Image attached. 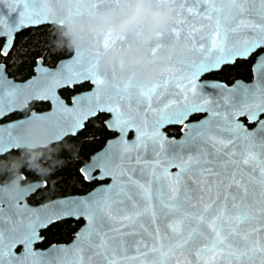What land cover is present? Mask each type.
Listing matches in <instances>:
<instances>
[{
	"label": "snow or ice",
	"instance_id": "1",
	"mask_svg": "<svg viewBox=\"0 0 264 264\" xmlns=\"http://www.w3.org/2000/svg\"><path fill=\"white\" fill-rule=\"evenodd\" d=\"M23 4L18 18L5 26L0 17V36L9 38L3 47L7 55L12 46L11 33L20 28L40 22L41 12L29 5L43 0H13ZM118 0H96L98 6L117 3ZM174 5L177 0H170ZM194 4H207L206 12L214 20L211 44L200 43L201 57L189 61L191 71L177 82L178 91L170 93V99L162 106H153V96L160 87L157 79L151 87L144 89L129 73L118 82L114 99L105 100L100 89L108 82L111 68L99 66L98 57L103 51L124 46L129 36L123 32L106 29L100 32L98 43L89 60L90 72H67L61 64L56 71L38 67L40 76H47L51 82L36 98L53 101V111H60L71 118L60 133L83 129L84 122L98 112H112L114 116L106 122V127L120 133L116 140H110L108 147L92 158V163L80 169L85 180L112 177L110 185L100 187L83 197L59 199L39 208H29L19 202L40 185H33L23 191L10 193L9 227L4 225L5 209L0 208V264H55L52 253L65 249L53 245L47 252L33 251L34 242L42 239L39 229L47 228L56 220L81 217L87 220L84 228L76 234L72 249L77 253L75 264H85L88 252L101 256L106 264H120L111 259L119 252L130 248L142 255L158 254L165 258L177 250L195 245L197 257L219 256L228 264H254L259 254L264 264V54H260L253 65L255 80L252 84L237 81L232 87L220 82L197 79L206 72L221 71L232 65L238 58L247 59L264 48V0L259 12L245 7L257 0H233L234 7L226 9L222 0H191ZM80 11V9H78ZM194 13V8H187ZM215 14L212 16L211 14ZM47 19V16H44ZM227 20L223 26L221 20ZM172 21L166 30L154 35L152 54L169 37L179 38L180 32ZM236 38L233 39L232 37ZM95 37V36H94ZM203 39V38H202ZM86 51L77 49L74 61ZM40 77H34L25 84H16L3 77L0 66V117L12 111L14 92L37 84ZM84 79L90 80L96 89L92 93L72 97V106L56 95V89L72 85ZM137 88L143 102L145 117L151 120L138 123L136 117L121 111L120 100ZM219 89L226 95L219 105L210 101L203 89ZM5 96L9 97L5 103ZM207 111L209 116L196 123L185 124L194 113ZM50 115V114H49ZM247 115L250 121H258L255 129L249 131L236 117ZM18 121L0 127V153L17 147L15 132L22 125ZM183 125L181 139H169L161 129L165 125ZM135 129L136 138L132 142L126 137L130 129ZM135 153V154H133ZM143 153H147L145 157ZM179 171L171 173L170 168ZM101 169L100 176L92 175L93 170ZM191 181V183H189ZM257 186L259 193L257 198ZM7 191L0 188V193ZM3 200L0 198V203ZM9 233L5 244V232ZM140 237L135 239V237ZM133 238V239H129ZM23 243V256L12 254V248ZM7 255V258H6ZM131 264L136 257H124ZM157 264V262H154Z\"/></svg>",
	"mask_w": 264,
	"mask_h": 264
},
{
	"label": "water",
	"instance_id": "2",
	"mask_svg": "<svg viewBox=\"0 0 264 264\" xmlns=\"http://www.w3.org/2000/svg\"><path fill=\"white\" fill-rule=\"evenodd\" d=\"M166 0H153V3L157 6L162 5L165 3ZM170 2V0H168ZM131 3V0H118L117 3L114 4H107L104 6H98L96 0H43L41 3L29 5L31 8H35L37 11L41 12L42 15L40 16V22L37 24L28 25L26 27L20 28L18 31L11 33L12 45L15 39V36L21 30L28 28V27H37L44 24H56L62 26L66 31L70 28H76L78 25L84 23L88 20H93L99 13L111 11L113 13L116 12L120 5H128ZM171 3V2H170ZM172 5V3H171ZM194 8V13H189L186 11L187 8ZM208 5L207 4H194L191 0H177V2L172 5L174 10V19L172 21H176L173 25L179 32V38H176L175 35L169 37L164 43L156 50L155 56L152 54V47H153V40L154 35L158 31L166 30L159 29L151 33V38L145 41L144 36L148 34V29L146 28L144 23H140L135 27H131L126 30H119L113 27L111 24L105 25L103 27L93 26L91 28L84 27L80 30L79 36L80 40L79 43L76 45H72V51L69 55L62 57L56 61L54 65H48L43 62L41 57L36 59V63L33 67V73L25 79H15L13 76H9L6 71V65L4 62H0V66H2L3 70V77L7 80H11L16 84H25L29 80H32L34 77H40L37 84L30 85L28 88L19 89L14 92L13 98V110L6 112L3 117H0V127L5 128L4 137L5 140L8 138V130L7 125L23 121L22 125H20L16 132H15V139L17 143V147L6 149L4 152L0 153V156L9 152L13 149L19 148H28L27 145L32 143V137L29 135V132L32 129L37 128L39 130L40 139L44 141H49V144L59 142L63 138L69 135H75L71 132H64V134H60L62 130L65 128L66 123H71V118L66 114L63 113V105H61L60 111H53L54 104L52 100L49 99H39L36 98L38 93L43 92L44 88L50 84L51 80L47 76H40L37 71L38 67H44L49 69L50 71H56L61 64L65 65V73L67 72H81L87 73L90 72L91 69L89 67V60L93 54L94 48L97 44L92 43L94 40L98 43L99 41V33L106 29H112L116 32H123L129 36L127 43L124 46L116 47L113 49H109L103 51L101 55L98 57V63L101 69L104 68H111L115 65V71L109 72L108 82L103 85L100 89V94L104 96L105 100L114 99L116 96L117 85L121 78H126L129 73L135 75L136 80L139 84L144 88L147 89L152 86L153 83L159 79L160 87L157 89V96L154 94L153 96V106H162V102H166L170 99V93L178 91L175 85L177 82H180L182 77L186 74H189L191 71L189 61H195L199 59L202 53L198 50L200 43H206L207 45L211 44V34L214 30V20L209 18V14L206 12ZM245 7L253 9L254 15L249 17L255 18V12H259L261 9V5L259 4L258 0L257 3L246 5ZM23 9V4L14 3L13 0H0V17L3 18L5 26L12 24L19 15V12ZM80 9V11H78ZM215 16V14H211ZM44 16H47V19H44ZM221 24L223 26H228V21L222 19ZM95 36V37H94ZM3 39L2 46H1V54H3V47L7 43L8 36H0ZM203 38V39H202ZM233 39L236 37L233 36ZM184 44L185 48L181 50L180 45ZM12 47V46H11ZM83 47L86 51L83 55L76 61H74V57H76L77 49ZM11 49V48H10ZM9 49V50H10ZM261 51L256 54L254 61L251 64V72H252V80L245 82L241 79L235 80L232 84H227L224 81L216 80V79H201V76L198 79L197 83L202 84L205 81L210 82H220L228 87H232L237 81H242L245 84H252L255 80L254 73L252 71L253 65L256 63V60L260 54H264V48H259ZM258 50V49H257ZM256 50V51H257ZM9 52V51H8ZM135 57H140V61L136 62L134 59ZM243 59V58H238ZM155 70V75L153 82L150 85H146L144 77L148 75L150 71ZM207 73V72H206ZM84 82H88L90 84V88L86 91H81L74 96L82 95L85 93H92L94 89H96V85H94L90 80L84 79L78 83L72 85H63L56 89V95L64 102V105L68 107L72 106V98L70 103H66L65 99L60 94V89L64 87H73L76 84H81ZM119 88L122 90L123 85L119 84ZM138 89L133 87L129 90L131 93L123 95V98L120 100V107L121 111L127 113L130 116L136 117L138 123H142L145 119L151 120V114L149 113L147 117L143 114V102L141 97L138 94ZM203 93L210 101H214L217 105L221 103L223 100L225 93H223L219 89H211L205 87L203 89ZM9 97L5 96V103H7ZM34 100L40 101H47L50 103V107L47 110L37 112L35 110H31L29 114L26 116L10 119L7 121H2V119L17 111H21L24 109L28 103ZM109 114V117L106 119L105 124L108 120L112 119L114 113L104 111ZM99 113V112H98ZM203 113V116L198 120L189 121L188 119L185 121V124L196 123L200 120H203L209 116V112L203 111L198 112ZM50 114V115H49ZM195 114V113H194ZM246 118L249 123H255L252 127H248L246 124L243 123L241 118ZM91 118V117H90ZM89 118V119H90ZM260 119H264V113L260 115ZM86 120L84 122H87ZM236 122L243 124L249 131L255 129L258 121H250L247 115H241L236 117ZM171 125V124H170ZM165 125L161 131L169 138V139H176L179 140L183 136L184 126L181 125V134L178 137L170 136L165 131ZM111 130V129H110ZM186 131V129H184ZM132 131V136L128 137L127 134V141L132 142L136 138V131L135 129H130L129 132ZM118 132V131H117ZM128 132V133H129ZM120 133L112 138L109 139L104 146L94 152L89 160L84 163L80 169L84 168L86 165H90L92 163V158L96 156L99 152L103 151L106 147H108V142L110 140H116L119 137ZM54 141V142H53ZM48 144V145H49ZM42 147L32 148L38 149ZM135 154V153H133ZM145 157L148 156L147 153H143ZM98 173L94 176L98 177L101 174V169L97 168ZM169 171L171 173H175L179 171L178 168L173 167L170 168ZM107 182L99 184L93 187L86 193L83 194H75V195H65L50 199L45 201L41 204L32 205L27 201V197L33 193L34 191H29L28 194L21 200L19 203L21 205L26 204L29 208H39L44 204L59 200L65 199L68 197H83L87 196L90 193L94 192L96 189L107 186L112 184L113 178L112 177H105ZM101 180V179H99ZM191 183V181H189ZM27 185L26 189H29L33 185H40L43 186V181H31L25 183ZM7 186L6 183H0V188H5ZM39 187V188H40ZM38 189V188H37ZM257 198L258 193L260 191L259 186H257ZM11 192L5 191L0 193V198H2L3 202L0 203V208L5 209L4 213V225L7 229L9 227V217L12 219H22L19 216H13L14 209L10 208V204L12 201L9 199V195ZM71 218V217H70ZM84 222L81 226L75 231L73 238L67 243H52L45 247L36 246V244L40 243L43 240V236L40 234V231L44 228L39 229V235L42 239L36 241L32 245L33 251H41L47 252L53 245H56L57 248H63V251H57L52 253V258L55 260V264H75L77 259V253L72 249V245L76 240V234L80 232L82 228L85 227L87 220L83 217ZM66 219V218H64ZM76 219V218H73ZM62 220V219H61ZM59 221V220H56ZM9 233L5 232V244L8 243ZM140 237H135V239H139ZM133 239V238H129ZM195 245L189 246L183 250H177L174 253L170 254L165 258H161L158 254L155 253H148L147 256H142L138 254L134 248H130L127 251L119 252L117 255L110 257L111 259H115L120 262V264H127L124 260V257H136L135 261H132L131 264H228V262L219 256L212 257L211 255H203L201 254L200 257H197L195 252ZM25 253V246L23 243H17L12 248V254L15 256H23ZM7 258V255H6ZM85 264H106V261L101 257L96 255L93 252H88L87 255L84 257ZM262 257L257 254L254 259V264H260ZM13 264H19L18 261H13ZM26 264H32L31 258L26 262Z\"/></svg>",
	"mask_w": 264,
	"mask_h": 264
},
{
	"label": "trees",
	"instance_id": "3",
	"mask_svg": "<svg viewBox=\"0 0 264 264\" xmlns=\"http://www.w3.org/2000/svg\"><path fill=\"white\" fill-rule=\"evenodd\" d=\"M66 30L56 24H44L37 27H28L15 36L13 45L7 55L0 51V62L6 65L9 76L15 79H25L33 73L36 59L41 57L44 63L54 65L62 57L72 51L70 37L64 35ZM3 39L0 38V50ZM253 55L245 59H237L232 65L224 67L221 71H214L216 77L230 80L234 77L248 78L251 72ZM82 83L77 86L87 87ZM110 134L102 121V114L90 118L83 129L75 135H69L49 144L47 147L31 149H13L0 156V181L12 176L14 164L23 162L19 171L23 172L27 179L45 181V186L38 189L32 196L34 201L67 193H81L92 187L95 182L86 181L80 173V166L85 162L91 152L97 149ZM42 151L44 155L39 157V163L44 167H52L55 170L46 177H41L34 171L27 169V157L32 152ZM61 160L64 161L61 164ZM81 224L80 220L63 219L50 224L42 231V246L51 242H66L73 236L75 230Z\"/></svg>",
	"mask_w": 264,
	"mask_h": 264
},
{
	"label": "clouds",
	"instance_id": "4",
	"mask_svg": "<svg viewBox=\"0 0 264 264\" xmlns=\"http://www.w3.org/2000/svg\"><path fill=\"white\" fill-rule=\"evenodd\" d=\"M222 3L225 5V8L229 10L235 6L233 0H222ZM173 19L174 10L168 0L160 6L155 5L153 0H131V3L128 5H120L115 13L111 11L99 13L95 19L85 21L76 28H70L63 34L70 37V45H76L80 40L79 32L84 27H103L111 24L113 27L123 31L135 27L140 23H144L148 29V34L144 36L145 41H147L151 38L152 32L167 28ZM180 48L183 50L185 45L181 44ZM134 59L136 62H139L141 58L135 57ZM154 75L155 70L150 71L148 75L144 77L146 85H150L153 82ZM29 135L32 137V143L27 145L29 150L32 148L48 146L49 141L40 139L39 130L37 128L32 129V131L29 132ZM42 155H44L42 151L32 152V154L27 157V169L36 172L41 177H46L50 175L55 168L44 167L41 165L38 161L39 157ZM60 163L63 164L64 161L61 160ZM22 166V161L14 164L15 170L13 171L11 178L6 181L7 186H4L7 191H23L26 189L27 185L21 183L25 179L24 173L19 171Z\"/></svg>",
	"mask_w": 264,
	"mask_h": 264
},
{
	"label": "flooded vegetation",
	"instance_id": "5",
	"mask_svg": "<svg viewBox=\"0 0 264 264\" xmlns=\"http://www.w3.org/2000/svg\"><path fill=\"white\" fill-rule=\"evenodd\" d=\"M260 51H261V49H258V50L256 51V53L253 54V59L255 58L256 54H258ZM253 61H254V60H253ZM253 61H252V62H253ZM43 62H44V61H43ZM213 72H214V71L207 72V73L203 74V75L201 76V79H216V80L224 81V82L227 83V84H232V83H233L235 80H237V79H241V80H243V81H245V82H248V81H251V80H252V73L250 74V76H249L248 78L234 77V78H232V79H230V80H226V79H222V78H219V77L214 76V75L212 74ZM84 83L89 84L88 82H84ZM81 84H82V83H81ZM77 85H78V84L74 85L73 87H64V88L60 89V94H61V96L65 99L66 103H70L71 98H72L73 95H75V94H77V93H79V92H81V91H86V90H88V89L90 88V84H89L87 87H83V88H80V87H78ZM49 107H50V103L47 102V101H40V100H37V101H36V100H34V101H31L30 103H28V105H27L24 109H22L21 111L13 112V113H11V114L5 116V117L2 119V121H7V120H10V119H15V118H20V117L26 116L27 114H29V112H30L31 110H35V111H37V112L44 111V110H47ZM99 113L102 114V121H103V124L106 126L105 121H106V119L109 117V114L106 113V112H99ZM99 113H97V115H98ZM202 116H203V113H195V114H192V115L189 117L188 120H189V121L198 120V119L201 118ZM91 118H92V117H91ZM88 120H89V119H88ZM241 120H242L243 123L246 124L248 127H252V126L255 124V123H249V122L247 121V119L244 118V117L241 118ZM106 128H107V127H106ZM107 129H108V128H107ZM108 130L110 131V134L105 138L104 142H103V143H102L97 149H95L93 152H91V154L89 155L88 159H87L85 162H83V163L81 164V166L89 160L90 156H91L94 152H96L97 150L101 149V148L104 146V144H105L109 139L114 138V137L118 134V132L115 131V130H110V129H108ZM165 131H166L167 134L170 135V136L178 137V136L181 134V125H168L167 127H165ZM130 136H132V131H130V132L128 133V137H130ZM42 148H43V147H42ZM6 153H7V152H6ZM81 166H80V168H81ZM80 168H79V170H80ZM80 173H81V172H80ZM97 173H98V170H93L92 175L94 176V175L97 174ZM81 174H82V173H81ZM24 176H25V175H24ZM82 176H83V174H82ZM10 178H11V177H9V178H7V179H5V180H2V181H0V183H6V181L9 180ZM83 178H84V176H83ZM31 181H43V180L27 179V178L25 177V179H24L21 183H22V184H25V183H28V182H31ZM86 181H89V182H95V184H94L92 187H90L88 190L84 191V192H81V193H67V194H62V195H58V196L49 197V198H46V199H43V200L34 201V199L32 198V196L36 193V191H37L38 189H40V188H42V187L45 186V181H43V182H44L43 186L40 187V188H38V189H36L33 193H31V194L27 197V201H28L30 204H32V205H36V204H41V203H43V202H45V201H48V200H50V199H53V198H56V197H60V196L72 195V194H73V195H75V194H83V193H86V192H88L89 190H91L93 187H95V186H97V185H99V184H102V183L107 182V179H101V180H99V179H94V180H86ZM66 219H73V218H66ZM62 220H63V219H62ZM75 220H80V221H81V224L84 222V219H82V218L75 219ZM55 222H56V221H55ZM81 224L78 226V228L81 226ZM78 228H77V229H78ZM44 229H45V228H44ZM44 229H42V230L40 231V234H41V235H42V231H43ZM75 231H76V230H75ZM74 233H75V232H74ZM74 233H73V236H74ZM73 236H72V238H73ZM72 238H71V239H72ZM71 239H70V240H71ZM70 240H68V241H66V242H51V243H49V244H52V243H67V242H69ZM42 241H43V240H42ZM42 241H41V242H42ZM41 242L38 243V244H36V246H39V247H45V246L49 245V244H47V245H45V246H42V245H41Z\"/></svg>",
	"mask_w": 264,
	"mask_h": 264
}]
</instances>
